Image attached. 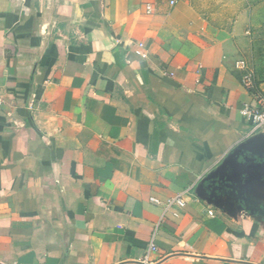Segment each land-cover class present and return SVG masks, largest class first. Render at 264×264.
Listing matches in <instances>:
<instances>
[{"label": "crops", "instance_id": "obj_1", "mask_svg": "<svg viewBox=\"0 0 264 264\" xmlns=\"http://www.w3.org/2000/svg\"><path fill=\"white\" fill-rule=\"evenodd\" d=\"M199 5L0 0V264H264V218L196 194L253 136L264 0Z\"/></svg>", "mask_w": 264, "mask_h": 264}, {"label": "water", "instance_id": "obj_2", "mask_svg": "<svg viewBox=\"0 0 264 264\" xmlns=\"http://www.w3.org/2000/svg\"><path fill=\"white\" fill-rule=\"evenodd\" d=\"M239 159L254 166L251 169L248 164L239 163ZM263 168L264 133H258L239 143L202 180L196 194L232 218H237L239 214L264 218L263 206L250 196L264 189Z\"/></svg>", "mask_w": 264, "mask_h": 264}, {"label": "built area", "instance_id": "obj_3", "mask_svg": "<svg viewBox=\"0 0 264 264\" xmlns=\"http://www.w3.org/2000/svg\"><path fill=\"white\" fill-rule=\"evenodd\" d=\"M235 68L241 74V84L242 86L254 97L256 104L254 106H245L243 114L251 121V135L258 133H264V96L257 91L254 82V70L252 66H249L244 60H239L235 63ZM4 105V99L0 94V108ZM183 195L185 193L179 194L178 196L169 199L165 203L164 211L171 209L172 207H183L185 204ZM152 203L158 204L157 200L151 199ZM156 250V246L151 240L147 252L143 257V263H148V255L151 251Z\"/></svg>", "mask_w": 264, "mask_h": 264}, {"label": "rangeland", "instance_id": "obj_4", "mask_svg": "<svg viewBox=\"0 0 264 264\" xmlns=\"http://www.w3.org/2000/svg\"><path fill=\"white\" fill-rule=\"evenodd\" d=\"M231 0H225V3ZM197 2L203 5H199V9H202L205 12H214L215 8V0H197ZM263 40V39H262ZM264 41V40H263ZM260 42L256 46L255 51V59L254 61L258 64H254L252 59L251 66L254 70V82L258 92L264 96V42Z\"/></svg>", "mask_w": 264, "mask_h": 264}]
</instances>
